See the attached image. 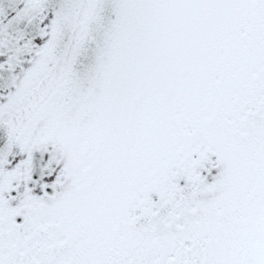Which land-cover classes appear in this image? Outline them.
I'll list each match as a JSON object with an SVG mask.
<instances>
[{"label":"snow or ice","instance_id":"1","mask_svg":"<svg viewBox=\"0 0 264 264\" xmlns=\"http://www.w3.org/2000/svg\"><path fill=\"white\" fill-rule=\"evenodd\" d=\"M0 264H264V0H0Z\"/></svg>","mask_w":264,"mask_h":264}]
</instances>
